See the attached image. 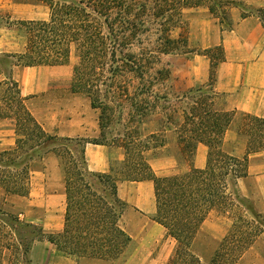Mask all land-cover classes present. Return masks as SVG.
<instances>
[{
	"label": "trees",
	"instance_id": "16d2710c",
	"mask_svg": "<svg viewBox=\"0 0 264 264\" xmlns=\"http://www.w3.org/2000/svg\"><path fill=\"white\" fill-rule=\"evenodd\" d=\"M35 1L47 6L46 19L4 22L23 31L25 44L20 53H0V87H5L0 98V119L13 118L16 135L15 148L0 151V264L6 251L9 264H33L31 248L43 239L57 251L78 258L121 260L130 242L120 223L126 205L117 197V182L124 180L153 181V220L175 242L164 264H206L193 251V243L211 211L228 214L233 221L207 264H238L252 244L264 237V220L235 186L237 179L246 175L247 156L236 158L222 147L223 134L234 113L216 107L217 95L211 86L212 66L223 59L220 46L205 50L211 60L207 86L191 87L182 95L192 98L177 130L180 153L190 168L163 177L153 173L145 156V151L164 144L160 133L150 134L147 139L137 134L125 137L118 145L125 152L119 169L113 166L108 173L89 171L84 159L85 143H104L47 133L27 109L26 98L11 76L14 66L67 65L74 56L70 91L85 95L91 107L100 111L101 128L108 112L117 108L129 107L137 116L145 115L155 104L149 102V97L167 99L154 90L155 84L170 76L162 56L189 52L184 51V10L206 6L215 15L228 2ZM260 12L264 14V10ZM176 29L177 36H173ZM132 80L137 81L133 91L129 88ZM123 99H128V104ZM165 115L167 123L171 122L172 114ZM239 115V133L248 139L247 152L263 150L264 119L247 113ZM149 139L154 143L149 145ZM198 143L208 147L203 169L192 166ZM47 153L60 159L64 174V227L59 233H46L40 226L22 223L2 207L9 196L29 194L30 163Z\"/></svg>",
	"mask_w": 264,
	"mask_h": 264
},
{
	"label": "crops",
	"instance_id": "0c3cea01",
	"mask_svg": "<svg viewBox=\"0 0 264 264\" xmlns=\"http://www.w3.org/2000/svg\"><path fill=\"white\" fill-rule=\"evenodd\" d=\"M228 2V21L223 24L212 14L206 6L187 9L185 13H199L200 16L190 18L191 31L189 43H194L197 49L190 50L183 55L171 57L170 66L172 75L185 83L186 88L207 86L211 73V60L205 50L220 46L223 50V59L218 61L213 69L212 90L217 95L216 107L224 111L233 112L234 116L222 137L223 150L228 154L243 158L247 156L246 175L237 179L236 188L241 196L250 199L254 208L264 220V149L247 152L246 136L239 133L238 114L247 113L264 119V0H222ZM211 15V16H210ZM203 17V18H202ZM46 19V18H43ZM24 46L19 50L23 51ZM72 67L67 65L55 66H14L11 71L12 79L17 82L25 105L41 127L50 134L60 137H91L98 133V120L96 110L85 107L81 110L78 99L67 100L70 107L58 111L43 112L32 103L33 98L49 96L61 89H69L72 79ZM66 92V91H65ZM75 94V93H74ZM60 98V97H58ZM75 106V107H74ZM70 108V109H68ZM69 112H66V111ZM183 112L179 121L167 123L164 130H155L150 134L163 132L164 144L145 151L147 161L157 177L171 174L185 173L190 165L180 153L177 130L183 123ZM8 119V118H5ZM2 120V119H0ZM169 136V138H167ZM13 142H0V146L12 145ZM172 153L151 156L166 148ZM208 147L204 143L196 145L192 159V166L203 169L206 165ZM125 152L120 146L107 144L85 143L84 159L87 169L95 173H108L114 164L124 160ZM52 159V158H51ZM60 164V163H59ZM61 167V164H60ZM53 172L45 173L34 170L30 173V190L27 195V205L41 209V215L29 221L39 225L44 232L59 233L64 227L65 212V184L64 174L55 168ZM62 169V167H61ZM51 174V175H50ZM41 179V182L39 181ZM117 197L125 203L126 208L120 223L130 237L127 251L141 256L150 252L166 235V230L153 220L156 212L154 184L151 180L118 181ZM211 211L201 223L195 236L207 231L209 237L219 245L226 233H219L218 221L211 218ZM172 241V240H171ZM50 243V242H49ZM163 245L160 256L163 264L173 251ZM35 245V244H34ZM31 248V260L32 250ZM217 245V246H218ZM56 252L52 249L51 254ZM193 251H196L193 248ZM58 253H61L57 251ZM162 253V254H161ZM74 259V264L81 261H94L106 263L107 261L94 258H78L61 253ZM123 255V257H124ZM198 257H200L197 254ZM50 257V256H49ZM201 259V257H200Z\"/></svg>",
	"mask_w": 264,
	"mask_h": 264
},
{
	"label": "rangeland",
	"instance_id": "374dc122",
	"mask_svg": "<svg viewBox=\"0 0 264 264\" xmlns=\"http://www.w3.org/2000/svg\"><path fill=\"white\" fill-rule=\"evenodd\" d=\"M228 5L225 8H221L216 11L215 15L212 14L211 18H217L219 22L225 24L228 21ZM192 9V8H191ZM187 10V9H186ZM200 16L199 13H185L183 12V21L182 24L183 31L182 33L187 37V46L184 48V51L195 50L197 47L194 43H189V32L191 31L190 18ZM225 16V18H223ZM48 17V8L41 2L35 0H0V53H20L19 50L25 44V37L23 31L16 27H8L4 25L6 21H18V20H39ZM203 18V17H202ZM179 29L173 31V36H177ZM181 53L179 55H183ZM173 54L162 56V61L168 63V68L170 70V76L164 80L161 84H155L154 90L158 91L161 95H166L167 99L155 100L154 98L149 97V102L153 105V108L147 111L145 115L137 116V113L131 112L129 107H124L123 109H115V111H110L106 115V120L104 119V126L101 128L99 126V116L100 111L95 109L97 112L96 119L98 120V133L96 136L91 137H73V139H86V140H97L107 145L118 146L122 144V139L125 137L131 136V134H137L143 139H147L151 132L155 130H164V126L167 124L166 115L168 113L172 114L171 122L174 124L179 121V117L184 109L188 108L191 104V97H182L188 88L185 87V83H182L180 80L176 79L172 75V69L170 66L171 57ZM76 62L74 56L71 57L69 63L70 67ZM1 80V77H0ZM133 86H137V81L132 80L129 83L130 90L133 91ZM5 87H0V98ZM66 91V92H65ZM133 95V93H132ZM60 97V98H58ZM136 97V96H135ZM71 99H78L79 103L76 107H79L81 110H84L85 107L90 106V101L85 95L74 94L69 89H61L57 93H53L47 96H40L33 98L32 103L29 106H37L43 112L49 113L51 111H58L70 107L67 102ZM139 99V97L137 98ZM68 100V101H67ZM125 100V103L128 104V99ZM220 98L216 99V102H219ZM162 104L163 107L160 106ZM127 106V105H126ZM152 106V105H151ZM75 107V106H74ZM70 109V108H68ZM173 110H175L173 112ZM146 111V110H145ZM66 112H69L68 110ZM237 118H240V115H237ZM164 134L163 132H159ZM161 134V135H162ZM170 135L171 133H165ZM164 134V135H165ZM169 138V136H167ZM15 127L14 119L3 118L0 120V142H13L12 145L8 147L1 145L0 151L9 150L15 148ZM149 145L154 143L153 139H149ZM77 142V141H72ZM159 147V146H158ZM166 148L152 154L151 156L164 155L172 153V149ZM52 158V159H51ZM60 159L55 156L53 153H47L42 158H37L30 163V173L34 170H42L45 173L53 172L58 168L62 177V169L60 167ZM120 163L114 164V169L120 168ZM51 175V174H50ZM41 182V179H39ZM27 196H9L7 198L6 204L2 207L6 212L15 216L20 222L28 223L31 219L39 217L41 215V209L37 207H29L27 205ZM252 204L253 202L247 198ZM126 208V207H125ZM127 209V208H126ZM211 218L217 220L219 223L220 229L219 233H226L228 228L231 226L233 219L228 214H222L217 212H212ZM33 224V223H32ZM36 225V224H34ZM39 226V225H37ZM22 231V230H21ZM48 233V232H46ZM207 231H202L197 235V240L194 245V250L201 257V260L204 263L210 261L211 256L213 255L215 249L218 247L215 242L209 237ZM172 240V241H171ZM174 240L171 237H164L161 242L153 246L150 252H146L143 256H139L140 253L135 255L133 252L127 251L124 257L117 262L107 261L106 263L94 262V261H81L76 264H163V256H160V250L163 245L168 247V250L172 246ZM35 244V245H34ZM32 252V259L35 264H74V260L67 259L65 255L58 253L57 251L51 254L52 249H55L54 246L49 243L46 239L41 241H35ZM31 254V253H30ZM162 254V253H161ZM3 264H9L7 258L10 257L9 253L6 251L4 254ZM50 256V257H49ZM163 261V262H162ZM238 264H264V237H259L252 246L244 253L242 258L239 260Z\"/></svg>",
	"mask_w": 264,
	"mask_h": 264
}]
</instances>
